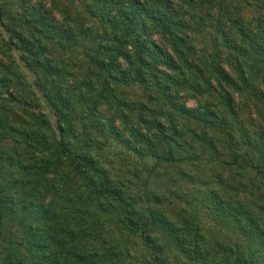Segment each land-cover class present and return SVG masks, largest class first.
Listing matches in <instances>:
<instances>
[{"label": "trees", "instance_id": "1", "mask_svg": "<svg viewBox=\"0 0 264 264\" xmlns=\"http://www.w3.org/2000/svg\"><path fill=\"white\" fill-rule=\"evenodd\" d=\"M18 4L1 264H264V0Z\"/></svg>", "mask_w": 264, "mask_h": 264}, {"label": "rangeland", "instance_id": "2", "mask_svg": "<svg viewBox=\"0 0 264 264\" xmlns=\"http://www.w3.org/2000/svg\"><path fill=\"white\" fill-rule=\"evenodd\" d=\"M19 0H0V5H2V7L6 10V14H7V18L5 19V22H8L10 26H13V23L11 22V17H14V15L16 13H18V11L20 10V4H18ZM2 33L1 31V27H0V34ZM1 50V49H0ZM1 55V54H0ZM2 57V56H0ZM16 135H13V137ZM118 147L117 146H110V149H108L109 151L113 152V151H118ZM11 223L7 224V229H13L14 227L11 225ZM8 232H6L5 234H8ZM4 234V235H5ZM7 241V240H5ZM8 244V243H7ZM6 244V245H7ZM3 245H5V242L3 243ZM5 245V246H6ZM7 251V250H6ZM20 252V251H19ZM18 252V253H19ZM21 254L24 256V252L22 251ZM149 254H154L153 251H147V249H145L144 247H140L139 245H137V247H131L129 249V255L130 257L125 260V264H149L147 261H150L149 259ZM171 254H174V252H172L171 250ZM22 256V257H23ZM5 257H6V252H2L1 256H0V264L5 263ZM25 263H27V259ZM28 264V263H27Z\"/></svg>", "mask_w": 264, "mask_h": 264}]
</instances>
